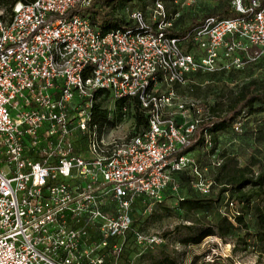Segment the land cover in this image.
Returning a JSON list of instances; mask_svg holds the SVG:
<instances>
[{
    "label": "built area",
    "instance_id": "1",
    "mask_svg": "<svg viewBox=\"0 0 264 264\" xmlns=\"http://www.w3.org/2000/svg\"><path fill=\"white\" fill-rule=\"evenodd\" d=\"M91 1L33 0L0 13V264H130L132 204H160L179 172L201 177L178 152L210 111L174 86L264 57V0H174L171 12L155 0L149 18L134 10L130 27L104 35L86 15L65 17ZM210 2H227L234 16L178 29ZM95 91L136 98L147 131L121 143L98 134ZM203 143L211 147L208 134ZM211 185L196 187L207 196ZM134 240L159 243L138 232Z\"/></svg>",
    "mask_w": 264,
    "mask_h": 264
},
{
    "label": "rangeland",
    "instance_id": "2",
    "mask_svg": "<svg viewBox=\"0 0 264 264\" xmlns=\"http://www.w3.org/2000/svg\"><path fill=\"white\" fill-rule=\"evenodd\" d=\"M173 1H164L169 12L173 10L171 9L174 7ZM136 3L138 4L136 8L144 6L143 10H138L149 18L153 3L149 0ZM217 4L213 2L197 4L190 9L192 12L187 14L189 19L184 17L179 23L178 29H183L192 20L194 25L198 24L203 15L219 10L216 8ZM0 13L8 17L5 10L0 9ZM251 81H264V59L247 65L242 71L229 74L192 75L184 86H174V90L179 96L201 101L209 108L210 113L213 110L217 114L224 110L229 99L234 97L243 85ZM95 104L100 106V110L105 112L107 118L100 128V135L113 139L115 143H121L142 133L141 126L136 124L135 107L129 99L119 100L109 93H102L95 98ZM260 121H264V114L246 118L243 125H235L238 126V131L233 128L218 134L214 144L215 155L211 158L207 157L201 149H195L186 154L197 167L201 177L199 178L191 169L173 175L177 191L174 192L168 188L160 204H153L145 199H138L132 204L130 215L133 226L124 241V262L128 261L130 264H161L164 261L173 264H264V247L260 248L250 240L247 245H243L241 240L245 232L243 229H237L233 236L224 239L207 236L198 244L183 243V240L195 236L211 225L216 216H227L234 223L233 215L237 212L244 214L248 223L247 231L251 233L258 231L261 226L253 215L257 205L262 208L264 214L263 196L259 199L255 197L248 209L243 207L236 194L231 196L230 193L222 195L214 208L207 212H186L179 208L180 200L199 197L200 192L196 186L200 183L203 185L212 183L210 193L205 200L210 201L217 197L221 184H214L217 170L213 164L217 161L221 162L222 153L235 158L240 167L256 163L252 168L254 176L261 167L264 168V140H256L249 130L254 129ZM79 147L83 150L85 146L80 142ZM256 191L247 186L243 193L249 197ZM99 222L102 223V220ZM136 232L142 233L148 239L156 237L159 243L152 249H145L144 245H139L134 240ZM93 236L95 239L99 237L95 232ZM116 242L120 243L121 240Z\"/></svg>",
    "mask_w": 264,
    "mask_h": 264
},
{
    "label": "trees",
    "instance_id": "3",
    "mask_svg": "<svg viewBox=\"0 0 264 264\" xmlns=\"http://www.w3.org/2000/svg\"><path fill=\"white\" fill-rule=\"evenodd\" d=\"M32 1L33 0H0V9L5 10L7 12V16H10L14 6L18 2L30 4ZM137 1L142 3L143 0H92L88 7L81 8L78 6L72 12L65 15V17L69 18L74 14L86 15L90 20V23L97 27L100 33L104 35L111 31L131 26L129 14L134 10L144 9V6L136 8L138 5L136 3ZM149 1L154 3L155 0ZM216 8H219V10H214L211 13H208V15H219L227 18L234 16L228 12L227 2H219ZM181 21L182 20H180V22ZM262 59H264V57ZM216 74L226 73L219 72L209 75ZM102 93L105 92L97 91L95 93V98ZM124 99H129L133 103L135 107L136 124L139 127L141 126L143 129L142 133L146 132L148 129V115L141 108L136 98H123V100ZM263 114L264 81H251L243 85L234 97L229 99L221 113L216 114L213 110L211 111L210 118L203 120V122L196 129L190 143L180 149L178 155H185L195 149H201L207 157L211 158L215 155L214 144L218 134L232 130L235 125H243L246 118L260 116ZM106 120V114L100 110V106L98 104L93 105L91 110V123L96 125L98 134H100V128L104 125ZM249 130L250 134H252L256 140H264V121H260L256 124L254 129L251 128ZM204 134H208L211 138V147L209 149L204 147ZM222 157L220 165L215 167L217 174L214 184H221L217 197L214 200L208 201L205 200L207 196H202L200 194L198 198L183 199L179 201L180 209H183L186 212H207L214 208L215 204L220 201V197L222 195L228 193H230L231 196L236 194L235 196L238 197L239 201L246 209H248L250 202L255 200V197L256 199H259L263 196L262 200L264 201V168L261 167L260 171L256 174V176H254L252 168L256 165V163L240 167L235 158L230 157L225 153H222ZM247 186L257 191L247 197V195L243 193L244 188ZM253 216H255L256 221L261 226L260 229L254 233L247 231L248 223L245 220L244 214L237 212L236 215H233L234 223L230 221L227 216H216L214 217L211 225L201 230L195 236L183 240V243L198 244L207 236H217L224 239L233 236L237 229H243L245 232L244 236L241 238L242 244L247 245L248 240H250L254 245L262 248L264 247V214L259 205L255 206ZM166 262L167 261H164L161 264H173L171 262Z\"/></svg>",
    "mask_w": 264,
    "mask_h": 264
}]
</instances>
